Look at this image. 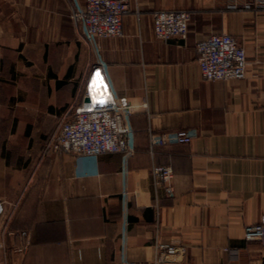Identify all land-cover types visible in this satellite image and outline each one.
<instances>
[{"label": "crops", "instance_id": "1", "mask_svg": "<svg viewBox=\"0 0 264 264\" xmlns=\"http://www.w3.org/2000/svg\"><path fill=\"white\" fill-rule=\"evenodd\" d=\"M257 1L126 0L122 35L88 42L69 18L84 0H0L4 264H264V239H243L245 227L264 223ZM159 10L190 13L185 39L154 38ZM220 33L244 48V78L202 80L195 43ZM85 93L130 106L131 150L43 155ZM178 130L195 137L149 150L148 131ZM154 166L169 167L170 181H154ZM20 243L24 260L14 262ZM158 244L183 252L157 262Z\"/></svg>", "mask_w": 264, "mask_h": 264}, {"label": "built area", "instance_id": "2", "mask_svg": "<svg viewBox=\"0 0 264 264\" xmlns=\"http://www.w3.org/2000/svg\"><path fill=\"white\" fill-rule=\"evenodd\" d=\"M257 3L264 5V0ZM126 0H84L83 9L70 8L69 18L80 29L86 41L92 38L105 39L122 35V17L127 11ZM190 13L185 10H159L152 14L153 36L159 41L173 38L185 39L188 33ZM200 76L204 81H228L242 79L246 74V52L229 34L210 35L195 43ZM81 101L74 111H68L58 123L56 130L47 138L43 155L64 152L73 155L98 156L105 153H128L131 148L128 135L130 106L104 99L89 97ZM103 101L101 103L100 101ZM195 132L178 130L154 134L148 131V148L162 147L168 143L188 144ZM154 181L167 183L172 177L169 167L154 166L151 170ZM245 241L263 240L264 223L244 228ZM157 262L183 252L176 245H156Z\"/></svg>", "mask_w": 264, "mask_h": 264}, {"label": "rangeland", "instance_id": "3", "mask_svg": "<svg viewBox=\"0 0 264 264\" xmlns=\"http://www.w3.org/2000/svg\"><path fill=\"white\" fill-rule=\"evenodd\" d=\"M2 115H3V113H1V116H0V119H2ZM56 128H57V126L55 125V127L54 128H52L51 129V131H50V133L48 134L49 136L56 130ZM0 129H1V127H0ZM17 201V200H16ZM16 205H17V203H16ZM15 205V206H16ZM14 206V207H15ZM12 208V212L11 213H13L14 212V209L15 208ZM1 230H0V264H4V259L5 260H7V256L5 257V258H3V256H2V245H1V243L3 244V242H2V238H1ZM18 243V242H17ZM4 245V244H3ZM11 248H13V247H11ZM15 250H14V252L16 253V254H19V255H15V253H12L11 254V257H10V260H13L14 262L16 261V259H23L24 260V255H20V253H23L24 252V249H23V246H22V244L20 243V244H15ZM22 257V258H21ZM13 261H12V263H13Z\"/></svg>", "mask_w": 264, "mask_h": 264}, {"label": "snow or ice", "instance_id": "4", "mask_svg": "<svg viewBox=\"0 0 264 264\" xmlns=\"http://www.w3.org/2000/svg\"><path fill=\"white\" fill-rule=\"evenodd\" d=\"M97 77H99V73H97ZM94 84H95V80H94ZM100 87H101V88H103V87H104V86H103V83H102V81L100 82ZM100 102H101V103H103V101H102V100H101Z\"/></svg>", "mask_w": 264, "mask_h": 264}, {"label": "water", "instance_id": "5", "mask_svg": "<svg viewBox=\"0 0 264 264\" xmlns=\"http://www.w3.org/2000/svg\"><path fill=\"white\" fill-rule=\"evenodd\" d=\"M85 102H88V99L87 98L85 99Z\"/></svg>", "mask_w": 264, "mask_h": 264}]
</instances>
